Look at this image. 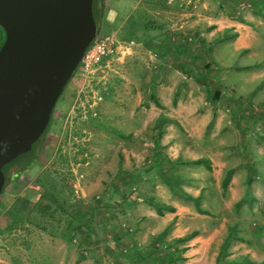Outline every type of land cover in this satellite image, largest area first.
<instances>
[{"label": "rangeland", "instance_id": "rangeland-1", "mask_svg": "<svg viewBox=\"0 0 264 264\" xmlns=\"http://www.w3.org/2000/svg\"><path fill=\"white\" fill-rule=\"evenodd\" d=\"M230 1L139 0L135 7V0H102L97 35H112L118 47L93 74L76 69L38 155L11 166L0 192V264H193L182 244L167 261L173 219L151 213L143 222L135 217L134 228L118 211L130 196H143L156 212L168 200L167 185L177 191L188 174L180 168L205 173L189 161L199 157L215 168L212 180L220 179L212 190L221 201V230L205 242L204 260L193 261L212 264L214 256L245 249L264 264V24L248 20L251 0ZM219 10L250 26L238 38L230 27L212 33L205 20ZM199 12L203 25L194 30ZM116 168L150 169L135 171L127 191L105 195L107 183L118 180ZM224 168L244 170V186H223ZM140 181L163 188L154 195ZM198 218L186 226L209 225Z\"/></svg>", "mask_w": 264, "mask_h": 264}, {"label": "water", "instance_id": "water-1", "mask_svg": "<svg viewBox=\"0 0 264 264\" xmlns=\"http://www.w3.org/2000/svg\"><path fill=\"white\" fill-rule=\"evenodd\" d=\"M93 0H0V192L4 165L46 129L98 32Z\"/></svg>", "mask_w": 264, "mask_h": 264}, {"label": "crops", "instance_id": "crops-1", "mask_svg": "<svg viewBox=\"0 0 264 264\" xmlns=\"http://www.w3.org/2000/svg\"><path fill=\"white\" fill-rule=\"evenodd\" d=\"M138 1L139 0H135V7L137 6ZM214 1L218 2L220 5H222L224 2H226L224 3L225 5H229L230 3H232L230 0H214ZM251 2L254 5V7L255 6L256 7L253 9L252 12H249L247 14L248 20L251 22H256L257 25L264 24V0H251ZM202 13L204 12H201V13L199 12L194 17L197 18L198 16L202 15ZM227 14L229 16L231 15L229 11L225 13V15L222 14L220 11L217 14H212L205 21H207L208 24L212 27V30H213L212 33L214 32L218 33L219 31H223L226 27H230L234 31L238 32L237 38L241 37L242 35L239 32V30L244 28L245 26H250V25L248 23L245 24L242 21H239L237 19H232L231 18L232 16L228 17ZM195 18H193V21L191 22L194 24H191V25H193L194 30H197L203 25V19L201 20L199 18L197 19ZM200 20H201V24H200ZM183 24L184 23H182V25ZM105 115L108 118L109 117L112 118L111 115L108 113V111H105ZM128 115L131 120H134L133 118L135 116V111H131V113ZM124 144L125 143H123V141L121 142V140L117 142V146L119 145L124 146ZM148 169L150 168H143V169L141 168H137V169L135 168H116V171L118 172L117 174L118 180L107 183L105 195H108V196L111 195L112 191H115L116 193L118 192L122 193L123 190L127 191L131 182L135 180V171L139 173V170H140L142 173H144V175H146L148 173ZM180 169L188 173L185 176V178L183 179L180 178V181H182L180 184L181 188L177 187V191H172V186H169L166 184L168 186V200L164 201V203L167 205L173 206L175 208L174 211H169V210L164 209L162 210V214H157V212H152V211L150 212V210L147 209L146 206H147L148 200H153L152 198L138 196L136 197V200H135V196H130L129 199L125 201V207L121 206L123 208L122 209L119 208L120 211H118V213L125 215V218L130 219V221H134V228H135V217L136 218L138 217L136 220L143 222L148 219V215L151 213L154 215H158V216L164 215L165 217L170 218V220L173 219V223L169 229V237L177 238L179 236H184L188 233L194 232L193 236L190 239L182 243L181 255L183 257H189L188 261L190 263L195 264L197 263L196 262L197 259H200L201 261L204 260L203 256L205 257L208 253L207 252L208 245H205V242L208 241L210 238H214L221 230V225L219 223V220L221 218V212H222L221 210L222 207L220 203L221 201L219 200L217 195H214V192L212 190L214 187L215 189L219 188L220 179L217 177L215 179V182L212 180V176H211L212 174L210 170L212 169V171H214L215 168H211V169L202 168L205 171V173H202L200 170L199 171L200 176H197V173H195L200 168H180ZM223 170H225L226 172L227 170H230V168H224ZM144 175H141L140 177L142 178V176L144 177ZM242 175L244 178L242 177ZM245 175H247L246 172L242 170L241 168L231 169L229 181H227L228 183L227 185H229V188L235 187L236 182L239 184L238 186L240 185L244 186V183L246 182ZM127 176H132L131 181H128L125 179L127 178ZM238 176H241V177H238ZM146 185L147 184H144L143 181H140L139 186H146ZM146 187L148 189L149 188L153 189L154 195H155V192L157 193L158 190L163 188V186L160 185L159 183L155 185L150 184V185H147ZM153 194L151 193V195ZM157 194H159V192ZM185 194H189L193 197H198V207H200L203 210V213L197 210V207L195 203L193 202V200L187 197ZM135 206H137L138 208L137 211H139L138 216H136L137 211L135 210ZM144 214L146 216H144ZM203 215L207 217L206 220L208 221L209 225H206V226L201 225V226H197L194 228H189L186 226L185 223L188 222L190 218L195 219V220L203 219V218H198ZM239 240H242L241 237H239ZM240 244L242 245L243 242L240 241ZM235 250L239 251V254L243 255V252L240 251V249L238 250L235 249ZM244 251H245L244 254L246 253L245 254L246 256H248L252 260H255L254 258H252L250 255L247 254L249 250L247 251L244 249ZM193 260H196V261H193ZM215 260L216 258L214 256L212 259V264H215L216 262Z\"/></svg>", "mask_w": 264, "mask_h": 264}, {"label": "trees", "instance_id": "trees-1", "mask_svg": "<svg viewBox=\"0 0 264 264\" xmlns=\"http://www.w3.org/2000/svg\"><path fill=\"white\" fill-rule=\"evenodd\" d=\"M101 3H102V0H93V3H92L93 16H94L95 21L97 22L98 29H99L98 18L100 17V14L102 12V9L100 6ZM135 23H137V21ZM0 34H1V36H0L1 37L0 45H1L3 43V40H4V31L1 27H0ZM219 93L220 92L216 91L215 95L218 96ZM150 97L153 99V101L155 102L156 105H159V102L157 101V99L154 98L152 93H150ZM52 112H53V110H52ZM50 118H51V116H50ZM49 121H50V119H49ZM46 129H47V127H46ZM46 129L44 130V132L46 131ZM41 136L32 144V148L30 150L18 155L15 159L12 160L11 163H14V164L20 163L21 166H26L29 162H31L37 156V154L39 152L40 145L42 142H40L38 144V141L41 138ZM190 162L195 163V164H203L207 169H211L210 161L207 158L199 157V158L190 160ZM230 170H227L225 172V175L222 179V185L223 186H226L227 181L229 180ZM6 183H7V180H5L3 188L6 185ZM185 195L193 200V202L195 203L197 210H199V212H203V210L200 207H198V197H193L189 194H185ZM164 209L169 210V211L175 210V208L173 206L167 205L165 203H161L157 206L155 205V210H156L157 214H162V210H164ZM193 234H194V232H191V233H188L184 236H179V237L173 239V241H171L172 243L169 242V244L165 245L168 249L167 253L165 254V256L168 257V260H167L168 262L174 261L176 258H178V257L175 258V256L172 255L170 249H172V247L176 244L184 243L185 241L190 239L193 236ZM179 251H181V249H179ZM215 264H262V262L252 260L246 255H238V256H235L232 258H226V259L225 258L224 259H218L217 258Z\"/></svg>", "mask_w": 264, "mask_h": 264}, {"label": "built area", "instance_id": "built-area-1", "mask_svg": "<svg viewBox=\"0 0 264 264\" xmlns=\"http://www.w3.org/2000/svg\"><path fill=\"white\" fill-rule=\"evenodd\" d=\"M118 41L110 34L100 37L98 35L84 52L77 69L81 75L93 74L96 70L107 66L109 56H111L118 47Z\"/></svg>", "mask_w": 264, "mask_h": 264}, {"label": "flooded vegetation", "instance_id": "flooded-vegetation-1", "mask_svg": "<svg viewBox=\"0 0 264 264\" xmlns=\"http://www.w3.org/2000/svg\"><path fill=\"white\" fill-rule=\"evenodd\" d=\"M39 153V152H38ZM38 155V154H37ZM12 162V161H11ZM10 162V163H11ZM8 163V164H6V165H4V167H3V171H4V174H5V180H8L9 179V174L11 173L10 172V168H11V166L12 165H14V163ZM15 174V173H14Z\"/></svg>", "mask_w": 264, "mask_h": 264}]
</instances>
